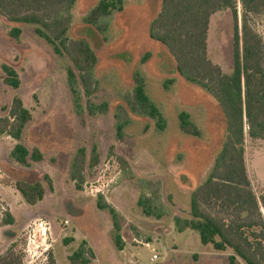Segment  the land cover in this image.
<instances>
[{
  "label": "rangeland",
  "instance_id": "rangeland-1",
  "mask_svg": "<svg viewBox=\"0 0 264 264\" xmlns=\"http://www.w3.org/2000/svg\"><path fill=\"white\" fill-rule=\"evenodd\" d=\"M99 1L77 0L70 12L68 38L85 39L97 60L94 93L86 98L79 87V108L66 80L68 59L55 55L30 25H18L22 33L12 39L9 31L17 25L0 17V66L10 65L20 80L14 90L4 84L0 70V115L6 114L1 109L13 97L20 98L32 117L21 143L29 152L37 149L42 154L41 161L22 167L9 157L17 142L0 137V257L12 251L21 264H48L50 255L55 264H69L68 257L85 243V251L93 254L90 264H229V252H214L200 243L197 232H178L174 226L175 217H188L189 193L205 179L221 148L222 113L208 94L178 76L167 49L149 38L148 27L160 10V0H122L123 10L105 21L104 33L83 21ZM236 8L240 29L238 0ZM249 25L264 39V15L251 16ZM208 56L230 74L228 11L210 19ZM135 72L144 76L146 92L165 118L162 133L155 131L152 120L127 115L124 98L132 90ZM167 80L173 82L166 90ZM88 100L96 106L106 104V112L90 114ZM181 111L190 115L201 137L180 132ZM118 119L130 121L122 140L115 136ZM93 147L98 162L86 168L85 184L78 191L69 176L72 158L84 148L89 161ZM244 159L255 195H264V143L246 139ZM17 181L40 182L42 200L27 205L15 189ZM138 181L159 183V205L165 211L161 219L144 216L137 206L142 185ZM98 195L120 216L121 251L115 246L110 215L96 207ZM153 254L158 256L155 262L150 261Z\"/></svg>",
  "mask_w": 264,
  "mask_h": 264
},
{
  "label": "trees",
  "instance_id": "trees-1",
  "mask_svg": "<svg viewBox=\"0 0 264 264\" xmlns=\"http://www.w3.org/2000/svg\"><path fill=\"white\" fill-rule=\"evenodd\" d=\"M238 1L242 7L240 29L236 0H160V10L149 24L148 36L167 49L174 60L176 73L186 84L205 92L217 103L225 122L221 148L205 179L189 193L188 217L174 218L175 229L178 232L195 231L203 246H209L217 253L229 252V264L237 261L264 264V195H255L244 159L246 139L264 143V39L249 25L251 16L264 15V0ZM76 2L0 0V17L17 25L9 31L12 39L18 40L22 33L18 25H30L34 34L45 41L55 55L68 59L70 66L66 69V80L79 108V87L86 98L94 93L93 69L97 60L85 39H69L67 36L72 20L70 12ZM122 10V0H100L83 21L104 33L109 17ZM219 11H228L232 21L230 74H224L208 56L210 19ZM0 70L4 76L0 80L2 78L5 85L18 89L20 80L14 68L2 64ZM132 79V90L124 98L127 115L152 120L155 131L162 133L167 124L157 104L146 92L144 76L135 72ZM172 82L167 80L164 88L167 90ZM87 104L92 115L107 110L106 104L96 106L89 100ZM120 110L124 111L123 108ZM1 111L6 114L0 115V137L7 136L17 142L9 154L10 159L22 167H28L29 161H41L39 150L29 152L21 143L23 132L32 118L21 99L13 97L9 106ZM177 120L181 133L201 137V131L187 112H179ZM129 123L127 119H118L115 125L118 140L123 139L124 128ZM86 158L85 149L79 148L70 165L69 176L78 191L85 184L86 168L92 169L98 162L96 147L92 148L89 161ZM122 167L127 168L123 162ZM138 182L142 185L137 206L144 216L161 219L165 211L159 205V183ZM15 189L29 206L37 204L44 196L40 182L17 181ZM96 207L110 215L115 246L121 251L124 243L120 216L101 195L97 196ZM84 247L85 243H82L68 257L69 264H90L93 254ZM0 264H21V260L8 251L0 257ZM48 264H55L51 255Z\"/></svg>",
  "mask_w": 264,
  "mask_h": 264
},
{
  "label": "built area",
  "instance_id": "built-area-1",
  "mask_svg": "<svg viewBox=\"0 0 264 264\" xmlns=\"http://www.w3.org/2000/svg\"><path fill=\"white\" fill-rule=\"evenodd\" d=\"M146 246H148V245H146ZM157 259H158V256H157L156 254H153V255L151 256V258H150V261H151V262H155Z\"/></svg>",
  "mask_w": 264,
  "mask_h": 264
},
{
  "label": "crops",
  "instance_id": "crops-1",
  "mask_svg": "<svg viewBox=\"0 0 264 264\" xmlns=\"http://www.w3.org/2000/svg\"><path fill=\"white\" fill-rule=\"evenodd\" d=\"M249 180H250V178H249ZM250 183H251V180H250ZM251 187H252V183H251ZM252 189H253V187H252ZM187 211H188V209H187Z\"/></svg>",
  "mask_w": 264,
  "mask_h": 264
}]
</instances>
